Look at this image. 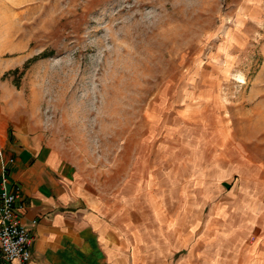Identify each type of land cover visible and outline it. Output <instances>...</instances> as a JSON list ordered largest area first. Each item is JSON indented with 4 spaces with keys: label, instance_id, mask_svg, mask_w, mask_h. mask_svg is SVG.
<instances>
[{
    "label": "rangeland",
    "instance_id": "rangeland-1",
    "mask_svg": "<svg viewBox=\"0 0 264 264\" xmlns=\"http://www.w3.org/2000/svg\"><path fill=\"white\" fill-rule=\"evenodd\" d=\"M5 113L120 214L264 204V0H0Z\"/></svg>",
    "mask_w": 264,
    "mask_h": 264
},
{
    "label": "crops",
    "instance_id": "crops-1",
    "mask_svg": "<svg viewBox=\"0 0 264 264\" xmlns=\"http://www.w3.org/2000/svg\"><path fill=\"white\" fill-rule=\"evenodd\" d=\"M0 115L7 189H19L21 224L32 236L31 264H264V204L257 199L141 200L126 214L109 206L61 152L18 133ZM189 190L207 183L191 182ZM204 186V187H203ZM1 176H0V191Z\"/></svg>",
    "mask_w": 264,
    "mask_h": 264
},
{
    "label": "built area",
    "instance_id": "built-area-1",
    "mask_svg": "<svg viewBox=\"0 0 264 264\" xmlns=\"http://www.w3.org/2000/svg\"><path fill=\"white\" fill-rule=\"evenodd\" d=\"M12 162L7 160L0 138V264H31L33 239L21 224L22 206H18L21 192L7 189V166Z\"/></svg>",
    "mask_w": 264,
    "mask_h": 264
},
{
    "label": "trees",
    "instance_id": "trees-1",
    "mask_svg": "<svg viewBox=\"0 0 264 264\" xmlns=\"http://www.w3.org/2000/svg\"><path fill=\"white\" fill-rule=\"evenodd\" d=\"M15 73H19V70H16Z\"/></svg>",
    "mask_w": 264,
    "mask_h": 264
}]
</instances>
